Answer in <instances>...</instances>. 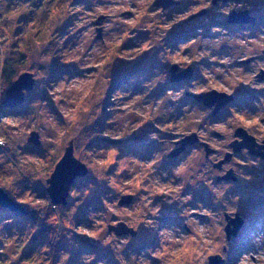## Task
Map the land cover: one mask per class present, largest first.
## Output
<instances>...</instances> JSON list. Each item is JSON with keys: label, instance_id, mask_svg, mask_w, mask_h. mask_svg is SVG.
<instances>
[{"label": "rangeland", "instance_id": "1", "mask_svg": "<svg viewBox=\"0 0 264 264\" xmlns=\"http://www.w3.org/2000/svg\"><path fill=\"white\" fill-rule=\"evenodd\" d=\"M198 1L0 0V187L25 209L0 205V264H264V160L243 151L226 182L204 149L238 124L264 135V110L245 92L214 115L194 96L249 89L250 39L223 21L235 4ZM23 72L33 88L4 104ZM186 136L210 145L170 156ZM70 145L88 172L58 204L47 179ZM226 212L245 222L231 239Z\"/></svg>", "mask_w": 264, "mask_h": 264}, {"label": "flooded vegetation", "instance_id": "2", "mask_svg": "<svg viewBox=\"0 0 264 264\" xmlns=\"http://www.w3.org/2000/svg\"><path fill=\"white\" fill-rule=\"evenodd\" d=\"M243 1H245V3L241 5ZM198 2L201 3L200 0ZM228 3H233L235 5L230 7L229 13L227 15L225 14L223 21L233 32L238 31L240 33H245L246 37L250 39H248L249 42L246 46V50L248 51H246L247 53L242 57L243 59H240V62L244 64L246 69L245 78L248 77V84L250 87L249 89L245 88V90L237 88L233 93H227L229 100L217 111V113H215L214 110L216 106H218V101L215 102L213 105V114L217 115L225 106L235 104L237 101L241 100L240 95L245 94V92L251 93L253 100H255V102L252 101V104H255L253 106L256 107V110H264V38H261L264 36V14H262L264 12V0H211L212 7L222 4L228 5ZM236 4H240L241 6H237ZM209 11V9L205 8L197 12L196 16H203ZM185 71H182L178 75H183ZM202 92L203 91L200 93ZM187 94L193 96L192 93ZM260 120L264 123V116H262ZM252 131H255V129L253 130L250 124H248V126L243 124L235 126L232 134L233 138L227 141V146L229 148L224 147V149H222L223 151H220V148L211 146L209 141L204 138L199 139L198 136L193 137V139L196 138L197 141L191 142L187 145L186 149L188 146H201L203 142L208 143L211 147H204L206 158L209 160L212 167L217 170V180L239 182L241 180V174L238 172L237 167L242 166V163L241 160L238 159V156L243 151L251 156H257L264 160L262 155L254 154L249 148L242 145L244 139L249 136L253 137L251 139H254L258 145H264V135L258 136ZM216 135L219 137L222 136L219 132H217ZM176 143H178L177 140ZM262 150H264V148Z\"/></svg>", "mask_w": 264, "mask_h": 264}, {"label": "water", "instance_id": "3", "mask_svg": "<svg viewBox=\"0 0 264 264\" xmlns=\"http://www.w3.org/2000/svg\"><path fill=\"white\" fill-rule=\"evenodd\" d=\"M217 1V0H214ZM155 5L160 6L163 5L167 7L168 0H155ZM101 27L99 28V32L101 33ZM101 36V35H99ZM172 76L176 78L185 77L187 71L181 76L175 75V71L177 70V66H173L171 68ZM174 79V78H173ZM34 78L33 73L31 72H23L18 76V78L11 84L6 92V97L3 101L4 104H8L9 106H16L23 102L24 99V90H29L33 88L34 85ZM194 96L199 99L203 100L205 104L209 106H213L215 102L218 101V106L215 108V113L229 100L227 93L225 92H218V91H209L203 92L199 94H194ZM38 132L33 131L29 138V141L33 142L34 144H39L38 140ZM194 136V135H192ZM192 136H186L185 139L182 141V146L178 149L172 150L170 152V156H176L180 154L186 147L188 143L194 142ZM253 137L249 136L242 142L243 146H246L250 149V151L257 155H262L264 157V145H258ZM207 146V145H206ZM88 172L87 166L78 160L73 154V146L70 145L67 147L63 157L61 160L56 164L54 171L52 172L51 176L47 179L49 183L48 192L55 203L66 204L67 198L69 195V190L71 183L75 180L77 176H83ZM132 200V195H124L121 200L119 201L120 204L129 203ZM0 205L11 209V210H25L21 204L16 202L8 193H6L0 187ZM226 218V238L231 239L232 236L238 235L240 229L244 225V219L236 213V217H232L229 213H225ZM109 228L114 229L117 233L121 232H131L132 234H136V230L132 227L127 226L123 222L118 223L117 225L113 226L110 225ZM226 249V248H225ZM224 259L218 254L209 256V264H223Z\"/></svg>", "mask_w": 264, "mask_h": 264}]
</instances>
